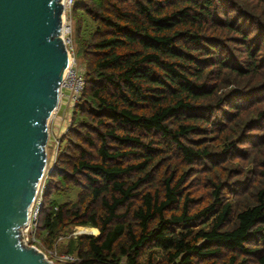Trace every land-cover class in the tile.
Listing matches in <instances>:
<instances>
[{
    "label": "trees",
    "instance_id": "1",
    "mask_svg": "<svg viewBox=\"0 0 264 264\" xmlns=\"http://www.w3.org/2000/svg\"><path fill=\"white\" fill-rule=\"evenodd\" d=\"M73 14L86 83L37 238L78 258L63 264H264V0H79Z\"/></svg>",
    "mask_w": 264,
    "mask_h": 264
},
{
    "label": "water",
    "instance_id": "2",
    "mask_svg": "<svg viewBox=\"0 0 264 264\" xmlns=\"http://www.w3.org/2000/svg\"><path fill=\"white\" fill-rule=\"evenodd\" d=\"M62 0H0V264L52 263L22 240L69 63Z\"/></svg>",
    "mask_w": 264,
    "mask_h": 264
},
{
    "label": "built area",
    "instance_id": "3",
    "mask_svg": "<svg viewBox=\"0 0 264 264\" xmlns=\"http://www.w3.org/2000/svg\"><path fill=\"white\" fill-rule=\"evenodd\" d=\"M62 3L63 13L61 35L68 48L69 63L64 70L59 93L60 99L62 98V95L65 94L64 96L66 97L67 102L71 104L70 107L72 108V106H74V104L79 101L81 94L84 91L86 79L83 71L84 68L79 65L80 63H78L77 51L74 41L75 17L73 14V6L76 3V0H62ZM54 138V144H56L57 149L59 142L58 136H55ZM55 154L56 152L54 153L53 161L55 160ZM48 170H45L43 178L38 183L37 194L30 206L28 220L21 227L22 240L25 244L30 243L36 248L42 250L52 263H58L56 261L72 262L78 259L75 254L58 252L56 247L47 248V250H44L43 244L41 242L37 244V241H39L37 238V226L42 205V194L45 188V178Z\"/></svg>",
    "mask_w": 264,
    "mask_h": 264
},
{
    "label": "rangeland",
    "instance_id": "4",
    "mask_svg": "<svg viewBox=\"0 0 264 264\" xmlns=\"http://www.w3.org/2000/svg\"><path fill=\"white\" fill-rule=\"evenodd\" d=\"M79 1V0H76V2ZM84 19H85V23L88 25L89 28H93L94 27V24L92 23V21L88 18V16L86 14H84ZM76 49H77V46L75 45ZM78 63H80L79 65L81 67L84 68V63H83V58H82V54L81 52H78ZM65 95V94H64ZM62 95V98L60 99V103H59V106L58 108L56 109V111L53 113V115L51 116L50 120H49V139H48V142H47V166H49L51 163H52V160H53V157H54V153L56 152V144H54V140H55V135L53 134H57L56 136H58L59 138H61V135L60 132V128L63 129L64 126L62 127H58V125L61 124V122H68L69 121V118H71L72 116V108L70 107V103H68V106L69 108L66 109V97ZM68 125V124H67ZM65 142L64 138H61V145ZM76 193H77V189H74L72 191V193L70 194L71 198H75L76 196ZM64 198V195L60 196L59 200H63ZM87 227H91V226H85V225H78V226H75L74 229L69 232V235H78L80 233H93L96 231V229H91V228H87ZM39 240V239H38ZM41 241H37V244H39ZM30 243H28L29 245ZM48 247H46L44 244H43V249L44 250H47ZM60 264H63L64 262L61 261H56Z\"/></svg>",
    "mask_w": 264,
    "mask_h": 264
},
{
    "label": "crops",
    "instance_id": "5",
    "mask_svg": "<svg viewBox=\"0 0 264 264\" xmlns=\"http://www.w3.org/2000/svg\"><path fill=\"white\" fill-rule=\"evenodd\" d=\"M67 108H69V106H68V102H66V109H67ZM69 119H70V118H69ZM67 124H69V121H68L67 123L63 121V122H61L60 125H58V127H62V126H64L63 129L60 128V130H61L60 134H62V133L67 129V126H68ZM53 135L56 136L57 134H53Z\"/></svg>",
    "mask_w": 264,
    "mask_h": 264
},
{
    "label": "bare ground",
    "instance_id": "6",
    "mask_svg": "<svg viewBox=\"0 0 264 264\" xmlns=\"http://www.w3.org/2000/svg\"><path fill=\"white\" fill-rule=\"evenodd\" d=\"M93 233H96V231H95V232H93Z\"/></svg>",
    "mask_w": 264,
    "mask_h": 264
}]
</instances>
